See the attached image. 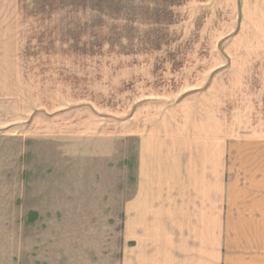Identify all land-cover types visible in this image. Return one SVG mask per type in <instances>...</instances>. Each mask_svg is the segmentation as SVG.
<instances>
[{
	"label": "rangeland",
	"instance_id": "obj_1",
	"mask_svg": "<svg viewBox=\"0 0 264 264\" xmlns=\"http://www.w3.org/2000/svg\"><path fill=\"white\" fill-rule=\"evenodd\" d=\"M206 95L264 113V0H0V264H118L134 125Z\"/></svg>",
	"mask_w": 264,
	"mask_h": 264
},
{
	"label": "crops",
	"instance_id": "obj_2",
	"mask_svg": "<svg viewBox=\"0 0 264 264\" xmlns=\"http://www.w3.org/2000/svg\"><path fill=\"white\" fill-rule=\"evenodd\" d=\"M237 102L139 116L118 264H264V113Z\"/></svg>",
	"mask_w": 264,
	"mask_h": 264
},
{
	"label": "trees",
	"instance_id": "obj_3",
	"mask_svg": "<svg viewBox=\"0 0 264 264\" xmlns=\"http://www.w3.org/2000/svg\"><path fill=\"white\" fill-rule=\"evenodd\" d=\"M33 213H35V212H30V214H33ZM35 215H37V214L35 213Z\"/></svg>",
	"mask_w": 264,
	"mask_h": 264
}]
</instances>
